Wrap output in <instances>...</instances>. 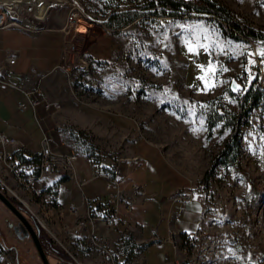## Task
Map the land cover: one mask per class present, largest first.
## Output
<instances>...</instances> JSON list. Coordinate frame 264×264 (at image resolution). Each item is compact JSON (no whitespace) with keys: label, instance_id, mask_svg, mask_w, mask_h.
Segmentation results:
<instances>
[{"label":"rangeland","instance_id":"obj_1","mask_svg":"<svg viewBox=\"0 0 264 264\" xmlns=\"http://www.w3.org/2000/svg\"><path fill=\"white\" fill-rule=\"evenodd\" d=\"M38 1L48 14L66 9L52 0ZM81 1L94 17L119 13L111 32L95 27L77 49L76 66L46 84L50 90L43 97L60 104L67 144L104 168L131 157L140 138L159 143L205 203L191 252L182 248L183 238L175 239L181 264H264V98L249 113L233 163H214L230 136L229 124L221 120L211 131L207 124L210 113H238L233 79L245 89L261 79L264 89V43L225 36L215 17L153 15L147 9L151 0ZM193 1L200 6L207 0ZM211 1L227 8L234 21L264 32V0ZM126 20L130 24L121 26ZM12 108L17 111L18 105ZM32 123L38 125L34 117ZM134 173L141 177L142 171ZM164 210L155 227L160 236L169 223ZM18 224L0 202V264H43L32 240L16 233ZM52 231L57 240L46 232L75 264H143L142 251H131L123 240L91 245ZM48 257L50 264H68Z\"/></svg>","mask_w":264,"mask_h":264},{"label":"crops","instance_id":"obj_2","mask_svg":"<svg viewBox=\"0 0 264 264\" xmlns=\"http://www.w3.org/2000/svg\"><path fill=\"white\" fill-rule=\"evenodd\" d=\"M48 12L47 6H42L38 12L37 19L41 20L38 26L43 29L39 34L33 35L19 29L0 30V105H2L0 131L17 138L25 145V149L17 151L14 157L28 172H31L32 164L40 159L41 139L45 135L56 152L67 153L74 150L67 144L62 134V117L58 111L48 112L44 104H41L35 111L29 108L20 113L19 105L26 102L27 92H37L32 97L46 99L43 96L47 97L50 90H46L48 80L57 72L70 70L75 66L79 58L77 49L89 41L95 30V27L87 24L79 25L78 30L81 34L74 41L75 52H64L63 34L60 31L64 12H60L59 9L53 10L50 14H47ZM81 26L85 31L80 30ZM10 57L17 58L15 64L10 65L6 62ZM55 82L52 84H56ZM12 105H18L20 112L14 110ZM33 117L38 125L32 123ZM145 140L150 144L141 145ZM152 142L144 137L140 138L132 149V156L122 160L116 167L105 165L104 168H99L88 156L78 154L80 160L77 171L84 179H90L94 172L125 178L122 185L124 203L119 206V214L128 218L137 227L136 237L128 239L138 245L154 242L141 252L143 264H150L151 252H154L150 257L151 264H181L183 252L176 247L175 239L197 232L204 216L205 203L201 194L197 192H194L195 198L190 202L169 201L174 195L192 191L193 181L176 165L159 143L155 142L152 145ZM135 171H142L141 177L135 176ZM10 184L15 185L13 179H10ZM134 184L141 189L140 194L135 195ZM42 185L58 196L64 207L61 210H44L37 202L32 201L33 207L41 212L49 227L62 232V225L73 218L67 210L68 205L73 203L79 207L84 206L81 190L76 182L70 181L61 173L45 176ZM105 186V180L99 178L90 181L83 188L87 199L97 208L99 207L97 202L106 196ZM127 203L133 204L132 212L126 211ZM164 209L168 210L166 220L169 223L160 229V236L159 230L155 227L158 220L164 217ZM104 210L110 213L113 208L106 207ZM151 213H154L152 214L154 221L149 219ZM170 237L173 239L172 242L169 240Z\"/></svg>","mask_w":264,"mask_h":264},{"label":"built area","instance_id":"obj_3","mask_svg":"<svg viewBox=\"0 0 264 264\" xmlns=\"http://www.w3.org/2000/svg\"><path fill=\"white\" fill-rule=\"evenodd\" d=\"M52 1L58 7L66 6L60 31L63 34L62 50L69 53L75 52L74 41L81 34L78 30L79 25L87 24L109 33L111 32L109 25L112 16L119 13L116 11L114 14L110 13L103 18H98L88 12L81 0ZM35 9L36 4L26 0H0V30L19 29L33 35L39 34L43 29L38 26V22L41 20L35 16ZM195 15L210 17L207 14ZM16 60L17 58L10 57L6 62L13 65ZM1 81L7 83V81ZM36 93H25L27 100L19 105L21 112H25L29 108L35 111L41 104H44L48 112L60 110L61 106L57 102L32 97ZM23 149H25V145L21 141L0 131V167L2 170L0 173V192L11 200L18 202L35 219L37 225L46 230L54 239L57 240L56 235L51 227L47 225L41 212L34 209L32 203V201L37 202L44 210L63 209L64 205L58 196L42 185L44 177L53 173H61L67 176L70 181L76 182L81 190L84 203L83 207L73 203L68 205L67 210L73 218L62 225V233L65 236L86 241L91 245H99L108 240L119 241L136 237L137 227L128 218L119 214V206L124 203L122 185L125 178L99 172H94L90 179L81 178L77 171L80 156L75 152H56L52 149L46 135L41 142L40 159L32 164V170L28 172L14 157L17 151ZM135 160L138 159L135 158ZM99 178H103L106 182V196L103 200L97 202L99 206L97 208L95 204L92 205L87 199L83 188L90 181ZM10 179L14 180V186L10 184ZM133 190L135 195L141 193V189L136 184L133 185ZM194 198V192L188 191L174 195L169 201L186 203L193 201ZM106 207H112L113 211L106 212L104 210ZM125 209L127 212H132L133 204H125Z\"/></svg>","mask_w":264,"mask_h":264},{"label":"trees","instance_id":"obj_4","mask_svg":"<svg viewBox=\"0 0 264 264\" xmlns=\"http://www.w3.org/2000/svg\"><path fill=\"white\" fill-rule=\"evenodd\" d=\"M147 9L150 13H153V15L162 14L163 16L207 14L219 19L220 28L225 36L236 40L241 37L245 38L251 41L254 46H259L264 43L263 31L234 21L227 8L220 6L211 0L205 1V3H202L200 6H198L193 0H151L148 3ZM113 20L114 15L112 16V21ZM128 24H130V20L120 23L121 26ZM263 98L264 89L261 87V79H256L249 89H244L242 93L238 94L239 111L237 114L227 112L219 113L216 111V113H210L208 115L207 124L210 131L213 130L221 120H225L231 128L230 136L225 141L224 147L216 157L214 163H217V165H228L239 158L241 152L242 128L248 125V117L251 109L256 105H259ZM88 157L91 159V156ZM92 162L96 164L95 161L92 160ZM207 178L208 174L205 175L203 181L207 182ZM12 201L16 206L26 212L18 202L15 200ZM29 219L37 225L32 216H30ZM40 230V241L48 255L53 254L64 263L75 264L72 257L66 251L57 247L54 240L43 228L40 227ZM192 239V235H184L182 239V248L188 253H190L193 248ZM123 242L126 243V245L131 244V251L134 249L144 251L154 243L150 242L138 245L130 239H125Z\"/></svg>","mask_w":264,"mask_h":264},{"label":"water","instance_id":"obj_5","mask_svg":"<svg viewBox=\"0 0 264 264\" xmlns=\"http://www.w3.org/2000/svg\"><path fill=\"white\" fill-rule=\"evenodd\" d=\"M244 89L245 87L243 84L233 79L231 91L234 95H238L241 91H244ZM0 201L17 218L19 224L18 227L15 228L16 233L18 235L22 234L25 238H30L37 249L42 263L50 264L49 257L40 241V226L34 224L20 207L16 206L10 198L1 192Z\"/></svg>","mask_w":264,"mask_h":264},{"label":"bare ground","instance_id":"obj_6","mask_svg":"<svg viewBox=\"0 0 264 264\" xmlns=\"http://www.w3.org/2000/svg\"><path fill=\"white\" fill-rule=\"evenodd\" d=\"M26 1H29V2H32V3H34V4H36V9H35V16L37 17V15H38V10H39V8H40V2L38 1V0H26ZM80 30L81 31H85V28L83 27V26H81L80 27ZM26 213V212H25ZM28 216V215H27Z\"/></svg>","mask_w":264,"mask_h":264},{"label":"snow or ice","instance_id":"obj_7","mask_svg":"<svg viewBox=\"0 0 264 264\" xmlns=\"http://www.w3.org/2000/svg\"><path fill=\"white\" fill-rule=\"evenodd\" d=\"M261 55L264 56V52H262Z\"/></svg>","mask_w":264,"mask_h":264}]
</instances>
